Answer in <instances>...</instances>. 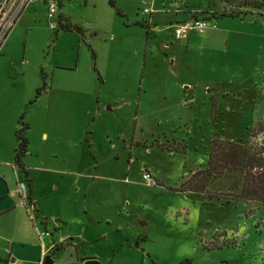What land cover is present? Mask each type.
Segmentation results:
<instances>
[{
  "label": "rangeland",
  "instance_id": "1",
  "mask_svg": "<svg viewBox=\"0 0 264 264\" xmlns=\"http://www.w3.org/2000/svg\"><path fill=\"white\" fill-rule=\"evenodd\" d=\"M250 1L57 0L63 31L37 1L17 22L0 56V159L26 139L38 202L66 221L52 238L78 245L52 264H264V204L238 197L239 170L207 163L213 139L264 142V7ZM237 5L215 29L172 34L174 18Z\"/></svg>",
  "mask_w": 264,
  "mask_h": 264
},
{
  "label": "crops",
  "instance_id": "2",
  "mask_svg": "<svg viewBox=\"0 0 264 264\" xmlns=\"http://www.w3.org/2000/svg\"><path fill=\"white\" fill-rule=\"evenodd\" d=\"M1 1L2 0H0V2ZM37 1H41L47 5V0H34L23 12L20 19L23 16L32 15V10L30 12L28 11ZM58 17L63 21V25H61L60 29L62 31L68 30L62 28V26H69V23L65 15L59 12V8ZM186 18L189 17L185 16L181 17V19L174 18V21H169L171 28L174 23ZM168 46L169 44H166V47ZM3 50L2 48L0 56L3 54ZM15 148L16 147H14L13 156L10 160L0 159V264H44L45 260L49 258L48 255L50 251L55 248L57 249L58 245L70 244L71 246H75L76 249L78 245L73 241V237L67 235L60 237L58 241L52 238L54 233L51 227L58 229L60 228L59 222L65 223L66 221L56 216V220L59 221L57 222L58 224H55L52 221L53 219H51L50 222L48 214L43 211L42 206L38 202L37 184L34 176L31 175V166L25 161L26 157L25 160L21 159L25 171H22L21 167L15 164ZM9 167L10 170H8ZM26 176L29 177L27 178L29 179L30 193L26 194V198H23L21 191L27 192V189L21 177L25 180ZM21 183L23 184V189L20 186ZM26 202H28V206ZM31 208L34 211V216L32 215L33 218L29 212ZM44 230L51 231L50 235L40 237V232ZM93 259H95V257L79 256L76 254V260L74 259V261H76V264H85ZM50 260L52 264L53 261L52 259Z\"/></svg>",
  "mask_w": 264,
  "mask_h": 264
},
{
  "label": "trees",
  "instance_id": "3",
  "mask_svg": "<svg viewBox=\"0 0 264 264\" xmlns=\"http://www.w3.org/2000/svg\"><path fill=\"white\" fill-rule=\"evenodd\" d=\"M111 6L115 7V0H109ZM252 8L260 9L264 7V0H253L247 3ZM237 5V9L223 11L220 16L215 15L211 18L232 16H241L242 10ZM247 11V10H246ZM245 11V12H246ZM199 17L197 15L193 16ZM210 18L208 16H201ZM63 29H69V26H62ZM37 89V93L40 92ZM23 118V115L21 116ZM261 129V128H260ZM27 141L21 138L15 148V164L25 171L21 162L22 156L26 152ZM264 142L262 147L258 148L247 144V142H224L222 140L213 139L208 154V165L212 166L216 163L226 165V168L239 170L243 173V185L239 198L246 200L258 201L264 204Z\"/></svg>",
  "mask_w": 264,
  "mask_h": 264
},
{
  "label": "built area",
  "instance_id": "4",
  "mask_svg": "<svg viewBox=\"0 0 264 264\" xmlns=\"http://www.w3.org/2000/svg\"><path fill=\"white\" fill-rule=\"evenodd\" d=\"M33 1L34 0H2L0 2V53L8 35L19 21L23 12ZM58 6L59 5L57 0H47V19L48 26L51 30H58L60 29L61 25H63V21L58 17ZM144 12L149 14L151 13L149 9H145ZM211 20L212 18L199 16L195 18L189 17L182 21H178L172 26L173 36L176 39H180L187 37L191 31L205 33L208 29H215L216 23ZM142 177L147 183L152 185L156 184L150 173L143 172ZM20 186L23 189L22 183L20 184ZM21 194L23 198H26L27 192H24L22 190ZM26 205L28 206V202H26ZM29 212L32 217V215L34 214L32 208L29 209ZM47 235H50V232L48 230H44L39 234L40 237Z\"/></svg>",
  "mask_w": 264,
  "mask_h": 264
},
{
  "label": "water",
  "instance_id": "5",
  "mask_svg": "<svg viewBox=\"0 0 264 264\" xmlns=\"http://www.w3.org/2000/svg\"><path fill=\"white\" fill-rule=\"evenodd\" d=\"M73 30H75V31H77V32H80L81 33V30L79 29V27H77V26H74V29ZM44 264H51V260L48 258V259H46L45 260V262H44ZM85 264H97L95 261H88V262H86Z\"/></svg>",
  "mask_w": 264,
  "mask_h": 264
}]
</instances>
